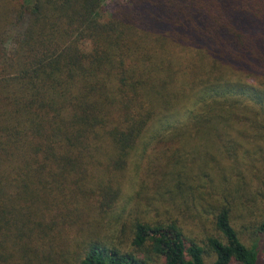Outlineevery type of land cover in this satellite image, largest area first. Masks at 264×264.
I'll list each match as a JSON object with an SVG mask.
<instances>
[{"label": "trees", "instance_id": "obj_1", "mask_svg": "<svg viewBox=\"0 0 264 264\" xmlns=\"http://www.w3.org/2000/svg\"><path fill=\"white\" fill-rule=\"evenodd\" d=\"M104 10L0 0V264H264V0Z\"/></svg>", "mask_w": 264, "mask_h": 264}, {"label": "rangeland", "instance_id": "obj_2", "mask_svg": "<svg viewBox=\"0 0 264 264\" xmlns=\"http://www.w3.org/2000/svg\"><path fill=\"white\" fill-rule=\"evenodd\" d=\"M116 1H128V0H105V10L102 12V16H104L103 18H106L110 13H111V10H112V8H113V6H114V4L116 3ZM11 35L9 34V33H7V34H5V40H6V47L9 49V50H11L10 48H12L13 46H14V43H13V38H11L10 37ZM10 37V38H9ZM213 146H215V145H213ZM211 148H212V146H210ZM217 147V146H216ZM218 149L217 148H214V151L217 153V156H216V160H217V163H219L220 165H222V166H227V168L228 167H230V168H232L231 167V163L229 162V158H228V156L226 155L225 156V154H223L222 152H219V151H217ZM157 152V151H156ZM155 152V153H156ZM151 153H153V152H151ZM150 155V154H149ZM152 156L154 155V153L153 154H151ZM148 159L149 160H151V158H150V156L148 157ZM256 164V166H259L257 163H255ZM143 172V170L140 172V174ZM240 174H242V175H245V178H246V180L247 181H249L248 183L250 184L249 186H250V191H252V193H258L259 195H263V193H264V191L263 190H260L259 189V183H258V180L260 179V178H258V176L261 174V169H260V171H259V173H258V176H255V175H251V174H249L246 170H242V172L240 173ZM262 175H263V173H262ZM263 191V192H262ZM256 197H257V200H258V198L260 197H258L257 195H256ZM260 199V198H259ZM256 200V201H257ZM252 205V204H251ZM240 207V206H239ZM252 208H253V206H252ZM255 210H258V209H256V208H254ZM242 211H243V208L241 209ZM247 214L249 215V208H247ZM240 216V215H239ZM250 216V215H249ZM244 221V219H243V217H242V215L240 216V217H238V218H236V225H238L239 227H240V224H243V227L241 228H238L239 229V231L241 232V235H242V237L244 238V240L246 241V242H248V243H250L251 244V240H252V236L250 237V232H251V230H253V228H250L249 226H248V228H244L245 227V225H244V223L246 224V222L244 221V223H242ZM249 225V224H248ZM110 227V226H109ZM113 228H108L109 230L107 231V228H105V230L103 231L104 233H110V234H115V231L117 232V230H118V232L119 233H121L119 230H122L121 228H117V226L115 225V226H112ZM194 231L197 233V234H200V232L202 231L201 229H199V228H194ZM126 235H127V232L125 233V232H123V237L122 238H124V240H123V242L125 243V246H129L131 243H130V241H129V235L126 237ZM115 237H116V235H115ZM114 237V238H115ZM113 238V239H114ZM253 241V240H252ZM264 259V258H263ZM68 264H78L77 262H75V261H73L72 263H68ZM154 264H164L163 263V261L162 260H159V261H157V262H155Z\"/></svg>", "mask_w": 264, "mask_h": 264}]
</instances>
